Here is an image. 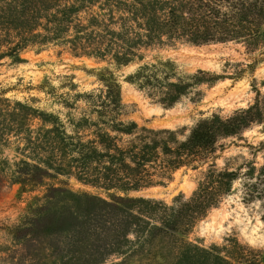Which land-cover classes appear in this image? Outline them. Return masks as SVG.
<instances>
[{
    "label": "rangeland",
    "instance_id": "obj_1",
    "mask_svg": "<svg viewBox=\"0 0 264 264\" xmlns=\"http://www.w3.org/2000/svg\"><path fill=\"white\" fill-rule=\"evenodd\" d=\"M70 46L28 45L19 60H0V264H216L220 260L209 252L227 256L236 242L264 255V186L260 196L245 199V173L254 165L257 175L264 165V45L148 47L121 66L111 55L76 56ZM156 59L174 61L183 80L200 69L210 74H199L203 83L167 106L161 101L166 89H142L126 80ZM105 67L121 83L123 120L176 130L181 140L214 113L228 117L260 104V121L218 143L217 167L239 173L231 193L188 233L165 222L180 215L208 164L182 167L130 193L145 200L124 205L79 179L64 137L75 134L80 117L96 118L93 105L107 99L100 79ZM214 75L219 79L209 81Z\"/></svg>",
    "mask_w": 264,
    "mask_h": 264
},
{
    "label": "trees",
    "instance_id": "obj_2",
    "mask_svg": "<svg viewBox=\"0 0 264 264\" xmlns=\"http://www.w3.org/2000/svg\"><path fill=\"white\" fill-rule=\"evenodd\" d=\"M50 42L71 45L76 56L105 59L111 55L119 66L141 58L138 51L142 48L177 43L241 42L254 48L264 45V0H0V60L6 56L19 60L24 46L42 47ZM199 74L210 72L200 69L183 80L174 61L156 59L141 65L126 80L142 89H166L161 101L172 106L203 83ZM100 79L107 87V99L93 105L96 118L80 117L74 123L75 134L64 137L75 153L79 179L124 205L145 200L130 193L151 187L182 167L197 169L208 164L180 215L165 222L171 230L188 233L231 193L239 173L217 167L218 143L260 121V104L257 101L228 117L214 113L197 122L181 140L176 130L123 120L121 83L107 67ZM218 79L214 75L209 81ZM255 169L252 165L245 173L250 179L247 201L263 193L264 165L257 175ZM182 219L186 222L181 224ZM228 253L209 252L220 260L216 264L264 261L263 251L240 242Z\"/></svg>",
    "mask_w": 264,
    "mask_h": 264
}]
</instances>
